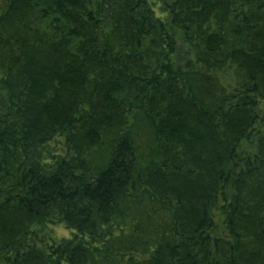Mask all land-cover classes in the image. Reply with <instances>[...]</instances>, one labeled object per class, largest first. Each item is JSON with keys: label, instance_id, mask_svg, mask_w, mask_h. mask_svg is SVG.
<instances>
[{"label": "trees", "instance_id": "obj_1", "mask_svg": "<svg viewBox=\"0 0 264 264\" xmlns=\"http://www.w3.org/2000/svg\"><path fill=\"white\" fill-rule=\"evenodd\" d=\"M0 264H264V0H0Z\"/></svg>", "mask_w": 264, "mask_h": 264}, {"label": "rangeland", "instance_id": "obj_2", "mask_svg": "<svg viewBox=\"0 0 264 264\" xmlns=\"http://www.w3.org/2000/svg\"><path fill=\"white\" fill-rule=\"evenodd\" d=\"M155 10L156 13L159 14V10L157 7ZM241 148L245 149L246 151H249L251 149V145L249 142H244ZM221 205H222V201L220 199L213 213H214L215 221L220 225L221 230H223V214L221 212ZM44 233L46 235L51 234L54 239H59L61 237H69L70 230L66 229L63 224H50L48 227H44Z\"/></svg>", "mask_w": 264, "mask_h": 264}]
</instances>
